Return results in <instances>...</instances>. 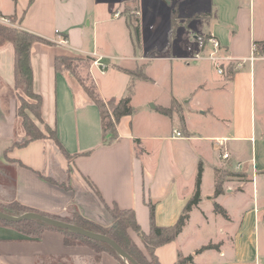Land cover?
<instances>
[{
    "label": "crops",
    "instance_id": "0c3cea01",
    "mask_svg": "<svg viewBox=\"0 0 264 264\" xmlns=\"http://www.w3.org/2000/svg\"><path fill=\"white\" fill-rule=\"evenodd\" d=\"M116 12L122 16L114 18ZM0 16L16 17L21 29L53 43L33 47V88L58 141L18 145L26 134L17 115L15 51L12 44L0 47V205L13 207L12 216L39 213L94 226L95 233L115 224L110 208L132 209L148 233V203L159 227L174 226L194 196L202 165L201 202L183 232L157 249L160 264H175L180 255L194 256L193 264L207 256H216L213 264H264V60L241 70L231 62L248 60L254 45L256 55H264V0H0ZM209 37L223 48L224 75L210 59H196L210 53ZM95 53L107 65L105 74L94 64ZM57 55L88 62L86 74L105 102L126 97L133 83V114L120 120L113 144H103L95 103L56 70ZM140 68L147 80L126 72ZM175 101L179 112H160ZM177 129L182 138L173 136ZM216 138L227 139L222 152ZM221 176L223 193L215 198ZM215 203L228 218L215 213ZM219 216L218 238L192 249ZM130 236L146 251L134 232ZM209 244L218 248L197 253ZM0 264L124 263L76 233L37 220L0 219Z\"/></svg>",
    "mask_w": 264,
    "mask_h": 264
},
{
    "label": "trees",
    "instance_id": "16d2710c",
    "mask_svg": "<svg viewBox=\"0 0 264 264\" xmlns=\"http://www.w3.org/2000/svg\"><path fill=\"white\" fill-rule=\"evenodd\" d=\"M33 2L34 0H30V4H32ZM205 16L207 15L205 14L196 15L194 16V18H202ZM177 21L178 19L175 11L172 17L171 33H174L175 28L177 26ZM135 36L138 41L139 39L138 28H135ZM36 43H44L47 45L53 44L52 42L43 39L42 37L36 34L21 29L18 25L8 26L0 23V47L5 46L6 44H12L15 51V70H14L15 91H16L15 97L19 102L17 115L22 120V125L26 134L25 140L23 141V143L18 144L19 146H27L29 143L33 141L42 140L45 138H51L57 141L56 132L51 127L45 125V123L43 122L41 116L43 100L42 97L39 94H37L33 88L34 74H33V66H32V51ZM75 58L77 57L67 56V55H57L55 57V68L57 71H64L68 73L73 78V80H75L78 83V85L84 89V91L87 93L90 99L95 103L101 114L103 144L104 145L113 144L119 138L117 125L119 124L120 120L123 117L131 116L133 114V107L131 102H132L134 85L133 83L131 84L128 95L126 97L120 100L112 99L108 101V103L110 104V109L107 110L106 102L101 98L94 82L91 80V82L88 84V80L87 82L81 80L79 77H77L76 73L71 70V64L67 62L68 60ZM78 60L81 59L78 58ZM126 72L133 79H143V80L148 79L144 71V68H140L134 71H126ZM179 111H180V106L176 101L172 104L171 107L160 109V112L165 116H172L174 112H179ZM39 124L45 127V131L49 132L48 135L44 133V131L40 128ZM202 176H203V169H202V165H200L196 179L194 196L187 205V207L185 208L178 222L174 226L159 227L157 225L156 216H155V206L150 201L148 203L150 209V216H149L150 230L148 233L142 230L140 224L137 221L134 210L132 209L121 210L118 207H114L116 214V218H115L116 223L113 225L110 231L108 232L98 231V232L112 238L117 243H119V245L140 264H160L156 256L157 249L168 243H171L183 232L190 218L191 212L201 202ZM223 184L224 181H223V177L221 176L218 179L215 186V193H214L215 198H217L219 195L223 193ZM12 208L13 207L11 206L0 205V211L9 215L13 214ZM214 209H215V213L222 215L225 218H228L227 211L219 204L215 203ZM79 227L94 232V230L89 226L82 225ZM122 230H124V232ZM130 232H134L138 236V238L145 247L147 255L150 257V261L147 260L148 259L147 256L144 255L141 251L140 254L144 258V260L139 259L138 256L134 253V248L136 247V249H138V247L135 244V242L132 240L130 236ZM97 244H99L103 248L113 253L124 264H127L126 263L127 261L123 259L111 246L100 242H97ZM216 248H218L217 245L209 244L199 249L197 253L200 254L206 250H211ZM193 260H194V256L184 257L180 255L178 261L175 264H193Z\"/></svg>",
    "mask_w": 264,
    "mask_h": 264
},
{
    "label": "rangeland",
    "instance_id": "374dc122",
    "mask_svg": "<svg viewBox=\"0 0 264 264\" xmlns=\"http://www.w3.org/2000/svg\"><path fill=\"white\" fill-rule=\"evenodd\" d=\"M15 20H16V17H3V16H0V23L8 25V26L9 25L17 26ZM67 63L71 64V70L76 73L77 77H79L81 80H84L85 82H87V80H88V84L91 82L90 77H88L87 74H86L88 72V66H89L88 62H83L81 60H78V58H75V59L68 60ZM121 77H123V75L120 74L118 76V78H117V80L120 83H121ZM74 82L78 85V83L75 80H74ZM106 109L107 110L110 109V104L108 103V101L106 102ZM39 126L44 131L45 134H47V135L49 134V132L45 131V127L44 126H42L41 124H39ZM109 210L113 214V216L116 218L115 208L113 207V208H110ZM220 221H223L221 216H219V220H218V222L216 224H213V225H211V227H209L208 231L207 230L206 231H201L195 237V241H194L193 245L191 246L192 249L193 248H197L198 245H202V244L208 242L211 238L214 239V240L217 239L218 238V234H219L218 231H219V228H220V225H219ZM115 223H116V221H115ZM197 226H198V224H197L196 219H195V220H193L191 222V226L190 227L195 228ZM90 227L91 228H95L94 226H90ZM100 230H102V229H100ZM103 231L108 232L110 230L107 229V230H103ZM122 231L124 232V230H122ZM125 241H126V239H125ZM260 241H261V245L263 246V244H264V232H263V230L260 232ZM140 251L141 250L139 248L138 249H136V247L134 248V253L138 256V258L141 259V260H144V258L140 254ZM141 252L144 255H146L147 258H148V259L147 258L146 259L150 261V257L147 255V252L146 251H144V252L141 251ZM215 259H216V256H213V257L207 256V260L204 261L205 263L203 262V258L200 259L197 263L198 264H213ZM126 263L129 264L128 262H126Z\"/></svg>",
    "mask_w": 264,
    "mask_h": 264
},
{
    "label": "water",
    "instance_id": "95a60500",
    "mask_svg": "<svg viewBox=\"0 0 264 264\" xmlns=\"http://www.w3.org/2000/svg\"><path fill=\"white\" fill-rule=\"evenodd\" d=\"M0 219L5 221V222H9V223H20L23 221H30V220H37L40 222H43L51 227L60 229V230H65V231H70L73 233H76L80 236L86 237L90 240L96 241V242H100V243H105L109 246H111L113 249L116 250V252L123 258L125 259L129 264H140L139 262H137L129 253H127V251H125L120 245L119 243H117L115 240H113L112 238L103 235V234H99V233H95L89 230H86L82 227L67 223V222H63L61 220L58 219H54L39 213H34V212H30V213H26L24 215L21 216H12L9 214H6L2 211H0Z\"/></svg>",
    "mask_w": 264,
    "mask_h": 264
},
{
    "label": "built area",
    "instance_id": "2783aa9c",
    "mask_svg": "<svg viewBox=\"0 0 264 264\" xmlns=\"http://www.w3.org/2000/svg\"><path fill=\"white\" fill-rule=\"evenodd\" d=\"M122 16L121 12H116L114 14V18H120ZM63 43H67L66 40L63 41ZM207 44L211 47L210 53L207 55V57L204 56H198L196 59H210L211 61H213L215 68L217 69L219 75H224L225 73V69H224V59L223 56L221 55L222 53V46L221 43L219 42L218 39H216L215 37H209L207 39ZM258 52V47L256 45L253 46V52L251 57L248 60H234L231 62L235 63V69L236 70H241L246 62H250L253 63L254 61H256L257 59H263L264 60V55H262L261 57H258L256 55V53ZM94 56L96 57V60L94 61V64L99 66L101 68V72L103 74L106 73V69H107V65L104 64L102 62V57L97 55L96 53L94 54ZM175 138H182L183 134L180 130H174V135ZM227 142V139H223V138H216L214 139L213 143L214 146L216 147L217 150L219 151H223V149L225 148V144ZM230 157V155L228 153H224L223 154V158L224 159H228Z\"/></svg>",
    "mask_w": 264,
    "mask_h": 264
}]
</instances>
